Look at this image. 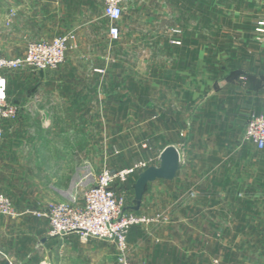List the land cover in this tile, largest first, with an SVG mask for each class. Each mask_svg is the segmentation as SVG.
Wrapping results in <instances>:
<instances>
[{"label":"crops","instance_id":"0c3cea01","mask_svg":"<svg viewBox=\"0 0 264 264\" xmlns=\"http://www.w3.org/2000/svg\"><path fill=\"white\" fill-rule=\"evenodd\" d=\"M186 6L248 8L253 25L264 21V0H188ZM100 21L104 30L100 29ZM108 27L100 0H0V40L19 43L15 51L4 53L0 50L1 56H23L29 42L49 41L66 33L76 37L75 49L67 52L64 62L55 71L39 73L24 68L9 79L11 89L7 98L17 107V115L15 120L3 125L0 192L10 199L20 216L15 219L0 217V264L5 261L10 264H116L115 250L109 243L95 239L82 242L75 233L50 238L47 221L32 215L49 204L81 205L80 186L84 182L91 185L96 180L94 174L84 181L82 161L77 155L73 165L68 163L67 152L71 150L66 140L65 121L95 119L102 113L99 112L101 106L110 103V93L108 97L101 94L110 83V65L93 64L90 59L100 50L103 54L109 50L104 48L108 46ZM206 35L208 33L203 34V42H195L196 35L188 31L184 37L173 38L179 43L175 45L181 46L171 48V51H174L173 55L185 57V62L163 70L165 77L170 75L176 83L170 89L160 88L159 92V119L163 121L168 116L170 119V131H154V137L162 145L159 155L167 146L175 147L179 154L183 147L185 172L200 167L201 180L208 184L211 168L205 158L219 147L233 153L225 162L224 180L229 183L233 180L236 184L243 182L245 176L252 182L260 177V173L264 174L259 171L264 169V162H258L251 155H264V150L258 151L246 143L236 145L235 140L241 139L251 115L264 116V58L258 56L261 50L257 46V54L252 51L254 62L236 66L234 71L231 66L212 83L205 72L208 66L203 62L211 50L204 41L208 40ZM101 39L102 47L99 45ZM200 60L202 64L199 65ZM105 114L110 119V114ZM13 123L12 131H5L6 126ZM24 127L27 131L22 130ZM35 128L40 131L33 130ZM77 131L82 133L78 127L75 133ZM147 132L144 131V135ZM106 135V151L110 153V131H106ZM212 136L228 137L232 142L212 148ZM181 159L180 154L177 174L182 168ZM110 164L112 167L109 154V168ZM121 166L126 167L123 163L119 164ZM261 178L264 179V175ZM135 180V176H131L125 183L115 185L114 189L124 192L125 208L133 205ZM174 186V180L149 184L137 213L157 211L151 206L153 196L158 199L159 193L172 190ZM198 195L187 208H161L160 213L170 217L169 223L130 230L127 240L131 264H212L210 232L230 230L227 221L232 217L233 230H240L243 210L236 208L231 213L224 207L217 209L211 207L208 192L202 191ZM257 215L251 232L264 231V219ZM214 217H219L218 223ZM242 241L238 240L236 246L264 248V240L259 237L251 238L247 243ZM217 259V264H225L222 256Z\"/></svg>","mask_w":264,"mask_h":264},{"label":"rangeland","instance_id":"374dc122","mask_svg":"<svg viewBox=\"0 0 264 264\" xmlns=\"http://www.w3.org/2000/svg\"><path fill=\"white\" fill-rule=\"evenodd\" d=\"M171 3L175 6H171ZM187 3L188 0H130L126 4L122 17L117 22L118 39L114 42L108 39V46L105 45L104 48L109 50L105 51L104 54L100 50L97 56L90 58L93 64L110 65V83L106 89L101 90V94H104L105 97H108L107 94L110 93V103L101 106L99 112L102 113L95 119L87 117L76 121L72 119L65 121L67 126L66 140L71 150L67 152L68 163L74 164L75 155L81 158L84 181H88L94 174L95 179H97L103 169L116 173L139 162L147 163L149 167L158 166L162 145L154 137V131H170L169 116L165 117L167 120L164 119L163 121H160L158 116L160 109L159 92L161 91L160 88L170 89L176 83L170 75L165 77L163 70L173 64L185 62V57L173 55L174 51H171V48L175 49V47L181 46L173 44L176 42L173 39L175 36L184 37L187 31L194 32L196 35L195 42H203V34L208 33V36L206 35L208 40L205 39L204 41L211 50L209 56L204 57L203 62L205 66H208L205 68V72L210 75L209 78L212 83L219 79L222 71L228 72L225 70L230 69L231 66L234 71L236 66L240 67L254 62L257 46L261 50L258 56L264 58V33L261 34L256 31L260 28L264 29V27L259 26L260 22L253 25L251 9L234 7L191 8L186 6ZM176 4L178 5L176 6ZM99 23L100 29H103L102 21ZM102 39L99 40L101 47ZM18 44L17 41L0 40V50L4 53L12 52L17 49ZM2 57L18 58L21 56L4 54ZM198 64H202L201 60L198 61ZM19 71L2 73L7 97L8 91L11 89L9 79L12 74ZM165 105L170 107L169 104ZM105 112L110 114V119L106 118ZM76 127L82 133L78 131L75 133ZM13 128L14 123L8 124L5 131H12ZM22 130L27 131L25 127ZM33 130L40 131L38 128ZM106 131H110V153L106 151L108 138ZM144 131H148L146 135H144ZM3 139L4 128L3 137L0 141ZM231 142L228 137L224 136L210 137L212 148L215 145L230 144ZM235 143L236 145L245 144L240 138L235 140ZM180 148L182 168L174 179V188L159 193L158 199L152 195L151 206L157 211L144 214L136 212L135 214L144 218L145 222L135 227L169 223L170 217L161 214V208L167 210L175 209L178 206L181 209L187 208L191 200L199 196L198 193L206 191L211 195V207L217 209L224 207L231 213L236 208L243 210L240 218L242 220L241 229L236 231L237 233L233 230V217L231 220L228 218L229 222L227 221L228 225H231V229L226 227L230 230L226 232L212 230L210 232V260L212 264H217V258L220 256L225 259H223L225 264H239L240 261L242 264H262L264 262V248L237 247L236 244L239 243L238 240H244L242 242L247 243L246 241H250L251 238L255 239V237L264 240L263 230L258 232H251L250 230L257 214L261 220L264 219V179L261 178L264 174L260 173V177L255 178L252 182L245 176H243L241 183L234 184L233 180H230L232 183L225 181L222 176L226 170H224L225 162L230 159L229 156L233 153L218 147L216 151L209 152L205 158V161L210 162L211 168V175L207 180L209 183L206 184L201 180L203 173L200 167L194 170L190 168L185 172L186 158L183 156L185 152L183 147ZM109 154L110 162L114 166L111 167L110 164V168L107 165ZM251 156L260 163L264 162V155L261 153H255ZM20 158L23 159V156ZM245 159L243 157V160ZM195 160L194 158L192 163ZM120 163L125 164L126 167H119ZM259 171L264 172V169ZM195 176L199 179H196ZM86 184L84 182L81 186L79 185L82 187V192L94 183ZM116 190L114 189L117 197L124 200L125 196L122 189ZM4 218L11 219L9 217ZM214 220L215 223H218L219 217H214ZM219 242L221 244H218Z\"/></svg>","mask_w":264,"mask_h":264},{"label":"built area","instance_id":"2783aa9c","mask_svg":"<svg viewBox=\"0 0 264 264\" xmlns=\"http://www.w3.org/2000/svg\"><path fill=\"white\" fill-rule=\"evenodd\" d=\"M103 3V16L108 21V39L114 42L119 37L117 22L122 17L126 4L130 0H100ZM264 27V21L259 23ZM263 34L264 29H257ZM173 44H179L177 41ZM76 37L66 33L49 41L29 42L24 55L18 58L0 56V140L3 137V125L16 118L17 107L8 102L2 73L15 72L24 68L34 71H55L65 60L67 52L75 49ZM242 143L253 145L258 151L264 150V116L251 115L245 125ZM149 165L139 162L131 167L111 173L103 169L94 184L82 192V203L49 204L41 212L32 215L47 221V236L62 238L77 234L82 242L90 239L109 243L116 254V264H130L128 234L130 230L145 222L134 212L125 211L124 200L118 198L113 187L123 184L131 176H137ZM0 216L15 219L20 215L11 201L0 193Z\"/></svg>","mask_w":264,"mask_h":264},{"label":"water","instance_id":"95a60500","mask_svg":"<svg viewBox=\"0 0 264 264\" xmlns=\"http://www.w3.org/2000/svg\"><path fill=\"white\" fill-rule=\"evenodd\" d=\"M42 73V71H38ZM180 169V154L173 146L165 147L159 155L158 166H151L137 175L133 186L132 207L125 211L138 212L141 206L143 196L149 184L158 180L172 181L176 178ZM3 264H10L5 261Z\"/></svg>","mask_w":264,"mask_h":264}]
</instances>
